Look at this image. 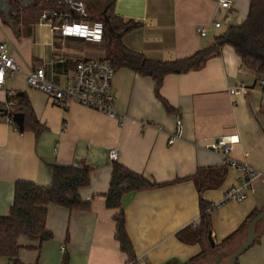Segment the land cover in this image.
Here are the masks:
<instances>
[{
  "label": "crops",
  "instance_id": "obj_1",
  "mask_svg": "<svg viewBox=\"0 0 264 264\" xmlns=\"http://www.w3.org/2000/svg\"><path fill=\"white\" fill-rule=\"evenodd\" d=\"M50 8L18 10L16 28L0 14V43L7 44L21 67L0 86V103L10 93L25 91L46 126L37 136L0 117V214L10 211L16 181L47 185L53 165L81 161L92 166L90 184L80 190L90 208L49 205L46 226L53 239L37 248V241L22 237L20 260L62 264L67 257L68 264H129L115 237L118 209L105 204L117 161L160 184L127 193L122 200L134 264H228L247 237V228L239 231L242 224L253 210H264V85L234 47L225 45L202 69L166 75L160 96L152 77L117 68L112 89L121 120L77 102L63 108L32 87L27 74L43 67L48 81L64 86L72 81L78 61L106 58L114 45L106 43L101 26L91 21H69L70 32L63 35L60 17L48 18ZM248 12L249 0H232L230 8L220 7L219 0H116L115 5L125 21L141 24L122 37L124 45L162 60L191 56L230 25L243 23ZM216 21L222 25L214 27ZM201 26L210 28L206 35L199 33ZM232 87L245 89L231 94ZM225 144L232 146V159L262 173L244 200L224 202L211 212L214 246L208 238L185 243L177 233L200 220V195L192 177L198 168L226 169L219 186L203 191L208 202H220L243 178L238 168L224 162ZM111 150L117 151L115 161L109 157ZM0 264L11 263L0 257ZM236 264H264V219L256 240Z\"/></svg>",
  "mask_w": 264,
  "mask_h": 264
},
{
  "label": "trees",
  "instance_id": "obj_2",
  "mask_svg": "<svg viewBox=\"0 0 264 264\" xmlns=\"http://www.w3.org/2000/svg\"><path fill=\"white\" fill-rule=\"evenodd\" d=\"M12 1L16 5V10L20 11L24 8H39L41 0H37V4L31 6H23L18 0ZM43 1L51 5L50 12H48L49 19L58 17H54V12L64 13L65 2ZM68 1L71 2L69 21H91L99 24L106 43L114 45V52L108 54L105 59H108L116 69L126 67L152 77L156 81L158 96H160L159 89L166 75L202 69L209 59L221 54L222 47L225 45L233 46L243 65L253 71L258 79H264V0H249V12L243 23L230 25L224 32L216 35L210 44L191 56L176 60L150 59L143 53L127 48L122 37L141 24L133 20L125 21L117 15L115 13L116 0ZM64 17L60 18V24ZM11 18L18 23L17 14H12ZM111 34H113L112 38ZM167 108L172 110L169 105ZM3 111H6L5 117L12 122H14L13 117L16 113H23V131L32 130L39 136L46 129V126L36 116L25 91L9 94L6 103H0V113ZM91 172L92 166L84 161L71 165L55 164L51 170V181L47 185L30 180L16 181L10 211L8 214H0V257L8 258L11 264H25L19 258L20 250L24 247L20 242L22 237L37 241V245L34 246L37 248L44 241L53 239V233L46 226L49 205L56 204L69 210L89 209L90 203L82 199L80 190L90 184ZM225 174L224 166H206L199 167L192 176L200 195V220L177 233L181 241L197 243L208 238L212 230L211 212L216 207L213 202L206 201L202 193L219 186ZM157 185L160 184L144 174L135 172L122 163L114 162L109 189L105 194V204L109 209H118V213L114 215L115 237L120 242L122 251L128 254L129 264L136 262V255L126 230L123 197L127 193ZM259 212L258 209L253 210L239 231H244ZM27 247L30 248V246ZM62 264H68L67 257L63 259Z\"/></svg>",
  "mask_w": 264,
  "mask_h": 264
},
{
  "label": "built area",
  "instance_id": "obj_3",
  "mask_svg": "<svg viewBox=\"0 0 264 264\" xmlns=\"http://www.w3.org/2000/svg\"><path fill=\"white\" fill-rule=\"evenodd\" d=\"M232 0H219V6L222 8H230ZM54 16L63 18L64 13ZM45 16H47L45 14ZM221 22L213 23L214 27H220ZM61 33L66 35L70 32L69 20L64 17L60 25ZM208 27L201 26L199 33L206 35L209 32ZM21 70V67L15 62L14 57L10 54L8 46L5 42L0 43V86H3L8 75ZM116 68L105 58H94L80 60L76 63L73 79L70 83L60 86L46 79V72L43 67H38L36 70L27 74L28 83L35 88H38L48 94L53 104L67 108L71 103L77 102L81 105L90 107L92 109L107 113L112 117H119L118 111L115 107V93L112 89L113 77ZM259 85H264V79H259ZM244 87L230 88L231 94H236L238 91L244 90ZM11 94V93H10ZM264 102V99H263ZM178 126L181 123L178 122ZM175 135H172L170 142L174 141ZM224 162L238 168L242 172V180L240 183L231 186L224 192L222 200L214 203L215 207L222 203L235 200H244L249 192L252 181L257 178L262 172L246 162H239L229 156V151L232 149L230 144L224 145ZM117 151L111 150L109 157L112 160L117 159ZM64 250V247H62Z\"/></svg>",
  "mask_w": 264,
  "mask_h": 264
},
{
  "label": "water",
  "instance_id": "obj_4",
  "mask_svg": "<svg viewBox=\"0 0 264 264\" xmlns=\"http://www.w3.org/2000/svg\"><path fill=\"white\" fill-rule=\"evenodd\" d=\"M12 0H0V14L6 19L8 24L12 26L13 28H16V23L12 20L11 15L16 14V5L11 4ZM23 6H31L36 5L37 0H18ZM66 3L65 6V17L67 19L70 18L69 15V9L71 6V2L68 0H59ZM105 13V12H104ZM6 115V111H3L0 113V116L3 117ZM14 122L18 125L20 130H23L24 128V115L23 113H16L13 117ZM264 218V210H261L259 213H257L247 227V237L243 243H241L231 254L228 264H236V261L238 258L246 252L254 243L257 237V225L258 223ZM208 239L212 246L215 245L214 239L212 237V233L210 232L208 234Z\"/></svg>",
  "mask_w": 264,
  "mask_h": 264
},
{
  "label": "rangeland",
  "instance_id": "obj_5",
  "mask_svg": "<svg viewBox=\"0 0 264 264\" xmlns=\"http://www.w3.org/2000/svg\"><path fill=\"white\" fill-rule=\"evenodd\" d=\"M50 7H51V5L47 4L45 1H43V0L40 1V8H41V9L44 10V9H46V8H50ZM43 10H42V11H43ZM90 50H91V49H90Z\"/></svg>",
  "mask_w": 264,
  "mask_h": 264
},
{
  "label": "flooded vegetation",
  "instance_id": "obj_6",
  "mask_svg": "<svg viewBox=\"0 0 264 264\" xmlns=\"http://www.w3.org/2000/svg\"><path fill=\"white\" fill-rule=\"evenodd\" d=\"M11 4H15L14 1H11Z\"/></svg>",
  "mask_w": 264,
  "mask_h": 264
}]
</instances>
